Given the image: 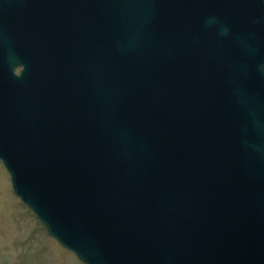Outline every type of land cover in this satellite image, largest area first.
<instances>
[{
    "label": "water",
    "instance_id": "1",
    "mask_svg": "<svg viewBox=\"0 0 264 264\" xmlns=\"http://www.w3.org/2000/svg\"><path fill=\"white\" fill-rule=\"evenodd\" d=\"M0 161L82 264H264V0H0Z\"/></svg>",
    "mask_w": 264,
    "mask_h": 264
},
{
    "label": "rangeland",
    "instance_id": "2",
    "mask_svg": "<svg viewBox=\"0 0 264 264\" xmlns=\"http://www.w3.org/2000/svg\"><path fill=\"white\" fill-rule=\"evenodd\" d=\"M11 186L10 174L0 161V264H82L49 237Z\"/></svg>",
    "mask_w": 264,
    "mask_h": 264
}]
</instances>
